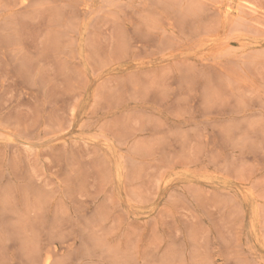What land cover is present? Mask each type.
<instances>
[{
	"label": "rangeland",
	"instance_id": "1",
	"mask_svg": "<svg viewBox=\"0 0 264 264\" xmlns=\"http://www.w3.org/2000/svg\"><path fill=\"white\" fill-rule=\"evenodd\" d=\"M0 264H264V0H0Z\"/></svg>",
	"mask_w": 264,
	"mask_h": 264
}]
</instances>
